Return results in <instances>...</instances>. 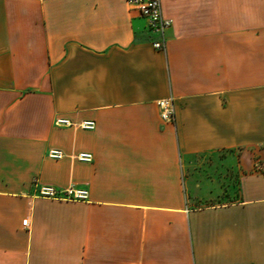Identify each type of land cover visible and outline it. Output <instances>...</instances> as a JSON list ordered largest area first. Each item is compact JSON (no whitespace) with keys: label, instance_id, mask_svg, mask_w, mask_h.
I'll use <instances>...</instances> for the list:
<instances>
[{"label":"crops","instance_id":"0c3cea01","mask_svg":"<svg viewBox=\"0 0 264 264\" xmlns=\"http://www.w3.org/2000/svg\"><path fill=\"white\" fill-rule=\"evenodd\" d=\"M160 1L164 50L126 0H0V264H264V0ZM223 152L238 199L195 206Z\"/></svg>","mask_w":264,"mask_h":264},{"label":"built area","instance_id":"2783aa9c","mask_svg":"<svg viewBox=\"0 0 264 264\" xmlns=\"http://www.w3.org/2000/svg\"><path fill=\"white\" fill-rule=\"evenodd\" d=\"M129 7L136 11L137 14L146 19L148 28L156 35V39L152 41V46L158 50L165 48V32L171 26L172 22L169 18L165 17L161 9L160 0H126ZM159 107V114L162 120L171 121L174 118L173 99L167 97L157 102ZM54 124L58 127H77L86 130L95 128L93 120H83L80 122H73L65 117H57ZM67 154L61 149L51 148L47 151V156L52 159H62ZM72 159L90 162L92 161V154L90 152H78L69 155ZM35 195L48 199L55 200H85L87 199L88 192L85 189L75 188L68 186L65 188H57L52 185H41L36 191ZM28 219L22 220V225L27 226Z\"/></svg>","mask_w":264,"mask_h":264},{"label":"rangeland","instance_id":"374dc122","mask_svg":"<svg viewBox=\"0 0 264 264\" xmlns=\"http://www.w3.org/2000/svg\"><path fill=\"white\" fill-rule=\"evenodd\" d=\"M225 152L215 156H199L195 166L187 170L189 179L198 187L200 195L195 197V206L229 203L238 199V170L235 159L224 161Z\"/></svg>","mask_w":264,"mask_h":264}]
</instances>
